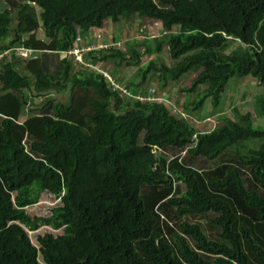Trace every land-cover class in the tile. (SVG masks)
<instances>
[{
  "label": "trees",
  "instance_id": "1",
  "mask_svg": "<svg viewBox=\"0 0 264 264\" xmlns=\"http://www.w3.org/2000/svg\"><path fill=\"white\" fill-rule=\"evenodd\" d=\"M136 17L164 31L153 47L125 42L89 52L92 62L129 68L166 50L170 65L140 72L159 84L196 74L180 89L188 117L207 100L218 108L231 78L264 89V0H0V53L10 51L0 64V264H264V128L252 114L236 108V119L198 131L147 90L136 97L142 81L120 92L106 68L69 54L79 32ZM19 47L41 54L24 64ZM75 89L91 92L92 111ZM25 90L45 99L20 122ZM67 91L65 102L54 96ZM43 226L62 234L32 243Z\"/></svg>",
  "mask_w": 264,
  "mask_h": 264
},
{
  "label": "rangeland",
  "instance_id": "2",
  "mask_svg": "<svg viewBox=\"0 0 264 264\" xmlns=\"http://www.w3.org/2000/svg\"><path fill=\"white\" fill-rule=\"evenodd\" d=\"M35 13V12H34ZM36 15V16H35ZM35 17L39 19V16L37 13H35ZM110 25L108 29H113L115 26V29H118L116 33H118V39L119 41L116 42L115 44H120L123 49H125V42L134 44V46H137V50H141L144 52V46L141 44L135 45L136 42H141L144 40H148L152 44L149 46L153 47L154 43L152 42V39L154 37H160L161 35L164 34V31L162 30L161 26L157 23L155 20L151 19H138L136 17L135 19H129V20H123L120 24L112 25L113 22L112 20H108ZM38 23L40 25L39 29H42L39 33V35H43V28H42V21L41 19L38 20ZM107 22L103 24V27H107ZM100 35V34H99ZM46 40V39H45ZM97 49H102V48H97ZM166 50H162L161 53H156L152 55H144L141 60V64H137V66H132V67H123L120 69H115L114 64L117 62L114 58H109L107 61H109L113 66L110 67L108 63H103L105 61L101 60L99 61L100 63L94 62V64L97 67L101 68H106L108 71L105 69V71L109 72L111 74V83L110 87L114 89H119L120 92L126 91V87L128 86V83H133L137 81H142V84L135 89L132 87V90H136L135 96L141 92L142 89H145L144 92L146 91V96L143 98L146 99H151V100H156L160 101L164 104L165 108L168 109L171 113L172 116H175L177 118L186 117L188 123H193L198 131H212L215 129L217 126H219L222 122L221 117H228L232 119H236V108H238V111L240 114H245L247 112H250L253 116L254 122H255V127H261L264 128V111H261L259 107V102L260 100L264 99V89L261 86V84L258 82V80L253 77V76H245L242 78L234 77L231 78L230 81L227 83L225 92L222 96V102L218 108H214L212 106L211 100H207L205 103V106L203 109H200L199 112H194L192 113V116H187L191 115L186 109H185V102L191 101V98L189 95L186 96L184 92H180L181 86L186 87V84H189L193 78L196 77V74L194 73H188L183 78L181 79L180 82H167L164 84H159L157 81L156 77L152 76V71L146 72V67L143 69L142 72H140V68L144 66V63H148L150 61L155 62L156 64H160L165 62L167 65H170L171 62L167 59L166 56L162 55L165 54ZM87 57V55H86ZM75 63V62H74ZM79 63V62H77ZM89 61L87 60L84 62L83 65H86V67L92 68L90 66ZM75 67V71L78 70L77 65L78 64H73ZM121 66H123L121 64ZM84 67H80L79 69H82ZM119 73H122L123 75H120ZM118 77L121 80L120 82L114 81V78ZM123 83V84H122ZM130 91V89H129ZM202 91V90H200ZM199 91V92H200ZM198 92V93H199ZM70 94V91H67L64 94H60V96L56 97L62 101L65 102V98L63 95L68 96ZM150 94V95H148ZM75 97L78 99L81 104L87 105L89 100L92 98V94L89 91H81V90H76L75 89ZM148 95V96H147ZM198 96V94H196ZM137 97V96H136ZM196 98V96L192 95V101ZM43 97H38L37 98V103H43L44 102ZM235 105V106H233ZM35 104L32 105L30 108H28L27 115L28 117L35 114V112H32L31 110L35 109ZM233 106V107H231ZM86 110H90V107L88 105L84 107ZM224 110V112H223ZM223 112V116L214 117L216 113ZM187 113V114H186ZM211 116V117H209ZM209 117V119H208ZM195 122H191V121ZM206 120V121H205ZM198 122V123H196ZM47 199V195H44L41 199V202L45 201ZM45 207V206H43ZM28 212L31 213H36V214H41L45 215L47 212L44 208H31L28 210ZM32 215V214H30ZM35 216V215H32ZM47 233H53L55 236L62 234V231H56L52 230L49 227H41L36 234H29L32 243L37 244V238L40 235H44Z\"/></svg>",
  "mask_w": 264,
  "mask_h": 264
},
{
  "label": "crops",
  "instance_id": "3",
  "mask_svg": "<svg viewBox=\"0 0 264 264\" xmlns=\"http://www.w3.org/2000/svg\"><path fill=\"white\" fill-rule=\"evenodd\" d=\"M106 25H107V27H102L100 29L94 28V29H91V30H89L87 32H79V34L77 36V42L75 44V49L76 48H84V49L87 48V49H89L88 52H86V53L84 52V54L82 56V59H83L84 62H86L88 60L89 61L88 64L91 65V66H95L96 67V65L94 64V62H92V58H91L92 56H90V54H89L86 57V55L89 52L95 51V50H99L97 48H99L100 45L103 42H105V43H116V42L119 41V39H118V37H119L118 36V33H116V31H118V29H115V26L113 27V29H108L110 23H107ZM41 30L42 29H38V31L36 32L37 37H38L39 40L45 41L46 37L44 35V31H42L44 36L39 35V33H40ZM35 51L37 53L36 57H38L41 54V52H40V50H37V49ZM9 57H10V54L7 57V59ZM63 57H66V55L63 54ZM7 59H5V60H7ZM20 59H21L22 63H24V64L26 62H28V60H30V59H22V58H20ZM95 62L96 63H100L99 61H95ZM0 64H1V62H0ZM31 93H32L31 91L25 90L24 91V95L23 94H20V98L21 97L22 98L24 97L26 99V103L24 104L26 106V108H24L23 111L20 112V122H24L25 120H27L30 117V116L28 117V115H27L28 108H30L32 105L35 104L36 105L35 106V109H34V111L32 110V112L37 113L35 110L37 108H39L40 105L42 104V103H37V98L38 97H42V96H38V95L32 96ZM54 96L55 97H58V96H60V94H55ZM63 97L66 99V95H63ZM223 112H224V110H223ZM223 112L222 113H217V115L214 116V117H218L220 114L222 115ZM209 117H211V116H209ZM209 117H208V119H209Z\"/></svg>",
  "mask_w": 264,
  "mask_h": 264
},
{
  "label": "built area",
  "instance_id": "4",
  "mask_svg": "<svg viewBox=\"0 0 264 264\" xmlns=\"http://www.w3.org/2000/svg\"><path fill=\"white\" fill-rule=\"evenodd\" d=\"M121 45L120 44H115V43H112V44H109V43H102L100 45L99 48H102V49H111V48H120ZM89 49H84V48H74L72 51H70V55H72L75 59V61L79 62V63H83V59H82V56L84 54V52H88ZM15 54L22 58V59H29L31 57H35L36 56V51L33 50L32 48H27V47H19V48H16L14 50ZM10 54V51L8 52H5V53H0V62H2L4 60L5 57L9 56ZM86 66V65H85ZM91 66V65H90ZM93 68V67H92ZM102 74L105 75L107 78H110L111 74H109L107 71L103 70L102 71Z\"/></svg>",
  "mask_w": 264,
  "mask_h": 264
},
{
  "label": "clouds",
  "instance_id": "5",
  "mask_svg": "<svg viewBox=\"0 0 264 264\" xmlns=\"http://www.w3.org/2000/svg\"><path fill=\"white\" fill-rule=\"evenodd\" d=\"M103 43H105V42H103ZM109 44H112V43H109ZM99 50H101V49H99Z\"/></svg>",
  "mask_w": 264,
  "mask_h": 264
}]
</instances>
